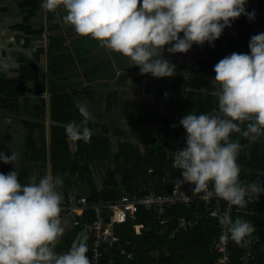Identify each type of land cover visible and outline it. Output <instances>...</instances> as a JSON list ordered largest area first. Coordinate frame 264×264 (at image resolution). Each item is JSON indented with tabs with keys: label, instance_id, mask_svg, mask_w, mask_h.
I'll use <instances>...</instances> for the list:
<instances>
[{
	"label": "trees",
	"instance_id": "trees-1",
	"mask_svg": "<svg viewBox=\"0 0 264 264\" xmlns=\"http://www.w3.org/2000/svg\"><path fill=\"white\" fill-rule=\"evenodd\" d=\"M17 3L23 19L12 28L22 32L24 49L31 48L33 40L44 38V22H32V18L43 8V0H17ZM245 8L249 13L254 12L255 18L250 20L241 15L232 22L231 27L224 29L214 46L208 43L203 46L194 44L187 53L165 57L176 66V72L172 77H165L169 80L166 92L161 90L156 97H159L160 102L165 100L179 113L162 115L161 109L162 116L159 121L154 100L149 101L150 98L147 97L139 101L136 109L127 113L129 125L133 129H138L144 124L159 126L158 139H149L146 135L138 134V140L147 143L144 151L140 142L132 143L126 140H120L117 149H114L112 138L108 135L110 127L97 119L89 121L91 139L88 143L68 139L65 126L72 121L80 124L83 119L76 108L77 101L82 104L85 101H97V97L102 96L101 93L105 89V107L112 110L119 98V91L113 89L114 83L118 85L127 70L135 71V75L141 79H149L150 73L141 74L139 67L118 53L112 57V52L101 47L96 40L77 35L71 25L52 21L56 11H49L48 70L46 60L44 61V43L36 46L32 59L26 56L24 51L20 52L16 69L19 73L18 79L0 70V109L19 115L23 126L29 132L21 145L25 147L23 157L26 162L23 166H18L17 161L14 165L0 161V173L8 174L15 170L21 184H28L33 166L40 162L41 177L46 175L49 93L52 177H58L62 181V188L58 190L64 198L63 210H69L67 207L78 201L81 196H86L90 202L116 200L126 192H137L150 184L167 191L168 184L162 180L165 173L174 170L182 174L178 168L173 167L176 145L186 144L187 133L180 120L192 112L212 114L214 110H218L216 93L219 91V85L215 84L216 90L210 87L216 82L214 66L233 52L250 54L251 37L264 33V0H247ZM200 52L205 55L199 56ZM99 127L101 132L97 131ZM116 133L124 135L121 129ZM4 136H0L3 143L5 139H9V142L14 140L12 136ZM171 136L173 141L169 142ZM232 139L238 140L242 146L238 157L241 182L258 180L263 186L264 136L255 143H249L238 133H234ZM106 161H113L115 166H108L106 177L99 186L94 171L97 164ZM73 175L74 181L86 183V188L81 192H76V184L73 186L70 180ZM197 212L199 221L194 227H175L180 217L191 218ZM169 213L166 227L157 221L153 226H149L147 214L140 212L138 221L146 223L140 234L135 232L131 223L117 225L118 235L133 243L135 256L128 258L111 252L116 256L115 264H216L212 241L219 234L220 224L217 218L207 216L206 205L201 203L194 208L176 205ZM238 217L254 225L256 231L251 240L258 239L255 253L258 260L264 263V197L253 199L244 209L236 207L233 221ZM93 218L92 211L87 210L78 216L77 226L82 232H86L84 225ZM163 228L164 232H161ZM92 242V236H88L87 255L91 261Z\"/></svg>",
	"mask_w": 264,
	"mask_h": 264
},
{
	"label": "clouds",
	"instance_id": "clouds-1",
	"mask_svg": "<svg viewBox=\"0 0 264 264\" xmlns=\"http://www.w3.org/2000/svg\"><path fill=\"white\" fill-rule=\"evenodd\" d=\"M247 0H43L50 12L63 9V20L75 33L96 40L101 47L130 59L141 74L155 78L172 77L176 66L163 55L187 53L192 46H214L226 27L241 15L250 20ZM181 33L183 38H181ZM170 45V47H168ZM250 54L233 52L214 66L218 110L212 114L189 113L180 120L185 129L186 147L175 152L174 167L182 173L179 185H195L193 194L207 200L215 196L229 206L246 208L264 194L257 181L242 183L238 157L242 150L232 136L238 133L249 143L264 136V33L251 37ZM0 60V69L7 70ZM82 120L65 126L70 141L91 139L87 107L76 102ZM175 127V126H173ZM19 158L0 152V161L13 164ZM60 178L45 175L38 182L21 184L17 171L0 173V264H92L86 232L77 235L62 253L56 248L66 231L62 219L63 195ZM203 194V195H201ZM230 238L248 248L256 231L245 219L217 217Z\"/></svg>",
	"mask_w": 264,
	"mask_h": 264
},
{
	"label": "built area",
	"instance_id": "built-area-1",
	"mask_svg": "<svg viewBox=\"0 0 264 264\" xmlns=\"http://www.w3.org/2000/svg\"><path fill=\"white\" fill-rule=\"evenodd\" d=\"M183 148L185 147L178 144L174 152ZM182 179V174L169 170L162 178L163 182L168 184L167 191H162L154 184H150L140 188L137 192H126L116 200L90 202L86 196H81L78 201L67 207L70 211L81 214L90 210L94 215L93 220L84 225L87 235L92 236L93 239L92 264H115L116 256L111 252H117V255L128 258L135 256L133 243L128 239H122L116 231V226L131 223L135 232L140 234L146 224L144 221H138L140 212L147 214L149 226H153L157 221L167 227L169 212L174 206L194 208L203 203L206 205L208 217L217 218L220 215H229L234 219L235 206H229L226 201L215 196L207 200L200 199L199 196L193 194L195 185L176 183V180ZM260 196L264 197V194ZM198 221L197 212L191 218L180 217L175 227L192 228ZM165 228L161 232H164ZM223 231L220 226L219 234L212 241L216 252V264H264L258 260L255 253L258 239L253 240L248 248H241L230 238L221 239Z\"/></svg>",
	"mask_w": 264,
	"mask_h": 264
},
{
	"label": "rangeland",
	"instance_id": "rangeland-1",
	"mask_svg": "<svg viewBox=\"0 0 264 264\" xmlns=\"http://www.w3.org/2000/svg\"><path fill=\"white\" fill-rule=\"evenodd\" d=\"M181 38H183V34L181 33ZM41 40H36L35 42L32 44L31 48H27L24 49V53L25 54H29V58L32 59L31 54H33V47L39 45L40 43H44L46 42L45 37L44 38H40ZM170 47V45L168 46ZM22 51V50H20ZM110 51V50H109ZM111 52V51H110ZM113 54H116L115 52H112V57ZM164 57H172L173 54H170L167 51V48L165 49L164 53H163ZM205 55L204 53L200 52L199 56H203ZM34 59V58H33ZM46 60V66L49 63V59L47 57V55L45 54L44 57V61ZM18 62L17 57H12L9 60V67H12L13 65H15ZM9 71V70H8ZM7 71V72H8ZM10 74V73H7ZM13 75V74H10ZM128 75H135V73H131L130 71H126V75L123 77V79H126ZM126 77V78H125ZM150 78L147 81H144L146 78L142 79V87L145 86V84L147 83V93L143 95V91H141L140 93L138 92L137 94H134V98H132V93L129 96L128 92L130 90V88L128 87L127 84L123 83V82H119V84H114L115 86L113 87V89H116L119 91V93H121L123 95L122 97V102L120 105H116L113 106L112 110H107L105 107V89L104 92L101 93L102 96H99V99L97 97V101H95L96 103L94 104V106L90 105V102L86 103L83 102L85 104V106L87 107V109L89 110V112L91 113L93 119H97L100 123H107L108 126L110 127L109 130V134L112 138L113 141V146L114 149H117L118 147V142L120 140H126V141H130L132 143H139L140 141L138 140L137 136L138 134H143L146 135L149 139H158L159 137V126L157 124H144L142 125L140 128L138 129H133L130 127L129 125V121H128V117H127V113L130 109V102L131 100H134L133 102L135 103V107L132 109H136L137 108V104L139 103V101H143V98L147 97L150 98L149 101H151L152 99L154 100V98L156 96H158V93L161 90H165L166 92V87L167 84L169 82V80L167 78H155L153 77L151 74L149 76ZM121 79V78H120ZM140 78L137 77V81ZM131 80V79H130ZM121 81H123L121 79ZM140 83V84H141ZM216 82H213V84L210 86L211 89H215L216 90ZM122 89V90H121ZM145 92V89H144ZM47 97H49V95L47 94ZM160 106L162 110V115H177L179 112L174 110V108H172L170 106L169 103H167L165 100L160 102ZM20 116L14 113H10L7 111H4L2 109H0V136H12L11 138H14V140L12 142H9V139H5L4 143H3V139L0 138V151L3 152V149H7L6 151H4L5 155H9V153H11V151L15 148H17L20 145L24 144V141L27 137V134L29 133L28 130L23 126V123L19 120ZM173 126H176V123L173 124ZM175 128V127H173ZM123 130L124 135H118L116 133L117 130ZM16 131V133H15ZM98 132H101V127H99L97 129ZM35 133H37V130H35ZM5 137V136H4ZM12 140V139H11ZM168 141H173V137L171 136ZM3 145V146H2ZM141 148L144 151V147L147 145V143L145 141L140 142ZM182 146L186 147L185 143H181ZM21 152V151H20ZM108 166H115V163L113 161H106V162H102L96 165L95 168V176L97 178V183L99 184V186L102 185L103 182V178L106 177L107 174V168ZM118 179H120V176H118ZM70 180L74 184H76L74 186V188L76 189V192H81V190H84L86 188V183L85 182H80L78 183V181H74L75 180V176H70ZM30 182H32V178L30 180ZM79 190V191H78Z\"/></svg>",
	"mask_w": 264,
	"mask_h": 264
},
{
	"label": "crops",
	"instance_id": "crops-1",
	"mask_svg": "<svg viewBox=\"0 0 264 264\" xmlns=\"http://www.w3.org/2000/svg\"><path fill=\"white\" fill-rule=\"evenodd\" d=\"M49 14H50V12L48 10H46L45 8H42L37 13V15L32 18V22L34 24L35 23L40 24V22H42V21L44 22V25L46 28L45 33H44V37L46 40V42H45L46 55H47L48 40H49L48 39V34H49L48 25L50 22ZM65 15H66V12L62 8L58 9L56 11V14H55L54 18L52 19V21L60 22L62 25L69 26L63 20V17ZM22 19H23V14L21 13V11L18 7L17 0H0V60L7 61L8 64H9L10 58H12V57L18 58L21 54L20 50L24 51L23 50L24 47L22 46L24 39H23V37L21 38V36H23L22 32L12 28L15 24L19 23ZM34 42H35V40H33L32 44ZM35 48H36V46L33 47V50H35ZM25 55L28 57L30 56L29 54H25ZM18 65H19V63L17 62L15 65H13L12 67H9L7 70H3V69H0V70L6 74L7 73L13 74V75H10V74H7V75L14 78V79H18L19 73L16 71ZM128 71H130L131 73H135V71H133V70H128ZM120 72L121 71H118V73H120ZM124 76L125 75H123L121 77V79L123 81H121V79H120V82L127 84L128 87L130 88V90L128 92L129 96L132 93V96H133L132 98H134V94H137L138 92L140 93L141 91H143V92H141V93H143V95L145 94L144 89H146V84H145V86L142 87L141 77H139L140 79L137 81L138 76H136V75H131V76L128 75L127 78L125 77L126 79H123ZM147 80L148 79H145L144 81H147ZM113 81L114 80H112L111 84L114 83ZM122 97H123V95L121 93H119L118 102L115 104V106L117 104L118 105L121 104ZM98 98H99V96H98ZM133 101L134 100H131V102H130L129 111L133 110L132 108L135 107V103ZM85 102H87V101H85ZM95 103H96L95 101H92V102H90V105H94ZM19 120L21 121L20 118H19ZM15 133H16V131H15ZM46 138H47V135H46ZM24 148L25 147L20 145L17 148L12 150V151L17 152L19 154V158L16 162V164L18 166H23V164L26 162V159L23 157V153L25 150ZM3 150L6 151L7 149H3ZM4 151H3V153H4ZM12 151L9 154H12ZM39 164H40V162L33 166V172L31 175L32 182L33 181L38 182L39 179L42 178L41 177V174H42L41 169L42 168ZM46 174L48 175V167H47ZM63 207L64 206L62 205V208ZM61 215H62V219L67 221V224H66L65 234L61 238L60 243L58 244V246L56 248V251L58 253L66 252L68 250V248L70 247V245H72V243L76 239L77 235L82 232L80 230V228L77 226L78 216L81 215V213L73 212L70 210H62Z\"/></svg>",
	"mask_w": 264,
	"mask_h": 264
},
{
	"label": "water",
	"instance_id": "water-1",
	"mask_svg": "<svg viewBox=\"0 0 264 264\" xmlns=\"http://www.w3.org/2000/svg\"><path fill=\"white\" fill-rule=\"evenodd\" d=\"M47 57L48 56V49H47ZM48 70V65H47ZM49 97H47V148H48V160H47V166H48V175L52 176V162H51V97L48 93ZM155 109L156 113L158 115L159 121L161 120V107H160V99L159 97H155L154 99Z\"/></svg>",
	"mask_w": 264,
	"mask_h": 264
}]
</instances>
